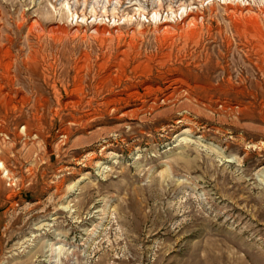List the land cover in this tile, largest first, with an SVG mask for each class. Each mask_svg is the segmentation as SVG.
Returning a JSON list of instances; mask_svg holds the SVG:
<instances>
[{
    "label": "rangeland",
    "instance_id": "1",
    "mask_svg": "<svg viewBox=\"0 0 264 264\" xmlns=\"http://www.w3.org/2000/svg\"><path fill=\"white\" fill-rule=\"evenodd\" d=\"M0 264H264V0H0Z\"/></svg>",
    "mask_w": 264,
    "mask_h": 264
},
{
    "label": "bare ground",
    "instance_id": "2",
    "mask_svg": "<svg viewBox=\"0 0 264 264\" xmlns=\"http://www.w3.org/2000/svg\"><path fill=\"white\" fill-rule=\"evenodd\" d=\"M3 166V164H1V166L0 167H2Z\"/></svg>",
    "mask_w": 264,
    "mask_h": 264
}]
</instances>
